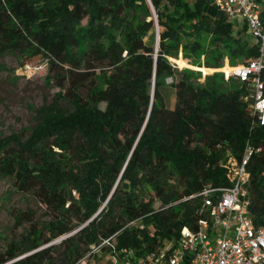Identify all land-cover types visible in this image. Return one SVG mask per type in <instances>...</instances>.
I'll use <instances>...</instances> for the list:
<instances>
[{
    "label": "trees",
    "instance_id": "obj_1",
    "mask_svg": "<svg viewBox=\"0 0 264 264\" xmlns=\"http://www.w3.org/2000/svg\"><path fill=\"white\" fill-rule=\"evenodd\" d=\"M157 22L158 52L156 33L146 39ZM180 48L216 67L259 54L246 25L213 0H0V57H46L61 87L27 137H0V176L50 216L19 212L31 227L0 264H82L87 255L105 264L113 248L143 255L177 239L205 215L196 194L226 185L229 160L248 142L262 147L248 164L249 210L264 224V125L253 123L247 84L178 77L169 57ZM169 77L173 108L162 92Z\"/></svg>",
    "mask_w": 264,
    "mask_h": 264
},
{
    "label": "built area",
    "instance_id": "obj_2",
    "mask_svg": "<svg viewBox=\"0 0 264 264\" xmlns=\"http://www.w3.org/2000/svg\"><path fill=\"white\" fill-rule=\"evenodd\" d=\"M213 1L230 20L246 25L259 44L256 57L221 69L227 78L247 84L253 123L264 125V0ZM173 81L167 78L168 83ZM261 150L248 142L241 159L229 160L228 183L208 185L196 194L205 212L196 228L185 226L177 239H168L143 255L113 248L105 264H264V224L256 225L249 210L248 164L253 153ZM87 256L79 262L92 264Z\"/></svg>",
    "mask_w": 264,
    "mask_h": 264
},
{
    "label": "rangeland",
    "instance_id": "obj_3",
    "mask_svg": "<svg viewBox=\"0 0 264 264\" xmlns=\"http://www.w3.org/2000/svg\"><path fill=\"white\" fill-rule=\"evenodd\" d=\"M236 24L238 28L243 27L238 21ZM154 33L157 36L156 28L146 39L152 41ZM170 58L178 69V77L181 72H185L189 73L193 82L204 83L208 76L218 74L223 77H218V80L228 89L235 88L236 85L233 84L232 77L227 78L221 68L242 62L233 63L225 56L220 66H208L206 55H202L198 62L193 56H186L181 48L177 57ZM66 68L67 65L64 66ZM49 69L48 59L42 56L26 58L6 53L0 57V137L13 132H22L27 137L38 121L37 109L50 103L56 93L61 91L58 85L60 78H49ZM64 69L60 68L59 71L65 72ZM54 73L55 71L51 72V75ZM81 91L83 94L87 93L85 88H81ZM162 92L167 107L173 108L176 94L172 84L163 86ZM62 105L69 107L67 101H63ZM19 212H23L25 218L33 217L35 222L50 219L49 210L44 204L31 193L17 190L12 178L0 176V252H4L10 242L20 240L31 227L30 221L18 220ZM99 261L98 258L92 259V264H99Z\"/></svg>",
    "mask_w": 264,
    "mask_h": 264
},
{
    "label": "water",
    "instance_id": "obj_4",
    "mask_svg": "<svg viewBox=\"0 0 264 264\" xmlns=\"http://www.w3.org/2000/svg\"><path fill=\"white\" fill-rule=\"evenodd\" d=\"M151 3V0H148ZM156 17V16H155ZM157 37H156V52H158V48H159V40H160V34H159V25L157 22ZM157 56V54H156ZM170 58V57H169ZM171 59V58H170ZM24 256V255H23ZM22 257V256H21ZM20 258V257H19Z\"/></svg>",
    "mask_w": 264,
    "mask_h": 264
}]
</instances>
